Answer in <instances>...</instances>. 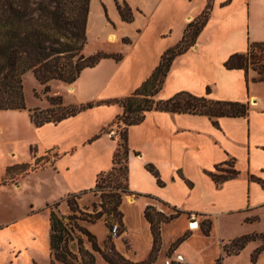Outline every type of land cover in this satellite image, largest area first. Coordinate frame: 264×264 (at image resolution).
<instances>
[{
  "label": "crops",
  "instance_id": "crops-1",
  "mask_svg": "<svg viewBox=\"0 0 264 264\" xmlns=\"http://www.w3.org/2000/svg\"><path fill=\"white\" fill-rule=\"evenodd\" d=\"M98 1L105 3L108 19L102 10L95 25V44L90 49L85 44L84 53L111 55L80 70L64 90L68 95L65 104L102 101L131 92L149 76L163 51L181 39L187 22L207 3L125 0L132 10V19L125 20L115 0ZM90 2L87 35L95 24L91 18L94 2ZM257 41H264V0H211L195 43L173 59L156 98L187 90L211 99L245 101L247 110L219 116L146 110L140 121L127 127V187L136 196L130 202L143 208L159 199L180 213H191L196 224L207 218L208 234L215 233L219 241L248 233L264 235V78L259 79L252 66L225 65L231 53L245 52ZM120 111L117 103L99 102L58 121L36 125L30 118L31 146L38 153L55 149L53 164L28 172L17 184L0 185V190L13 194L47 190L39 203L31 197L18 199V211L0 218V225L11 222L13 231L28 229L29 219L26 226L18 221L30 208L39 209L93 187L97 174L111 166L116 148L113 133L103 128ZM147 163L157 169L161 183ZM217 166L233 168L236 173L217 182L211 175L221 172ZM44 229L37 231L39 235L44 231L45 237Z\"/></svg>",
  "mask_w": 264,
  "mask_h": 264
},
{
  "label": "rangeland",
  "instance_id": "rangeland-1",
  "mask_svg": "<svg viewBox=\"0 0 264 264\" xmlns=\"http://www.w3.org/2000/svg\"><path fill=\"white\" fill-rule=\"evenodd\" d=\"M93 2L91 18L95 24L91 25L87 35V49L92 48L97 39L95 25L101 20V11L108 17L105 3ZM70 84L52 79L49 89L45 90L44 84L31 70L23 74L26 107L0 108V180L3 181L0 185L17 184L23 176L19 170L6 172L8 165L29 162L30 167L38 169L53 164L55 149L47 150L46 158L35 160L45 151L38 153L32 150L29 108L34 110L37 119L53 118L67 111L64 99L68 95L64 90ZM124 126L125 122L120 119L109 127L108 132L122 142ZM122 149L117 167L113 169L111 164L100 171L93 187L68 194L39 209L30 208L18 221L26 226L29 219L30 228L13 231L9 228L11 222L0 225V264H164L168 254L173 257L177 252L183 254L186 264H264V235H255L237 251L229 237L219 241L215 233L202 231V228L210 226L207 218L197 220L198 227L190 228L187 224L196 221L194 216L181 212L166 220L177 209L162 200L153 199L143 208H139L136 202H130V196H136L127 187ZM33 171L35 169L30 173ZM29 181L30 185L33 184V180ZM41 190L37 194L31 189L19 194L0 190V218L18 211V199L31 197L37 203L41 202L47 189ZM51 212L66 228L58 247L50 244ZM149 218L156 226V233L152 231ZM115 223L119 228L118 234L113 236L110 230ZM43 227L45 237L44 231L41 235L37 231ZM184 233L188 235L180 239Z\"/></svg>",
  "mask_w": 264,
  "mask_h": 264
},
{
  "label": "trees",
  "instance_id": "trees-1",
  "mask_svg": "<svg viewBox=\"0 0 264 264\" xmlns=\"http://www.w3.org/2000/svg\"><path fill=\"white\" fill-rule=\"evenodd\" d=\"M89 6L90 0H0V108L26 107L23 74L28 70H31L36 79L44 84V89L48 90L50 80L60 79L72 83L83 67L94 65L101 57L111 55L100 51L89 55L84 53ZM117 7L123 19H132L131 7L125 0L117 1ZM210 7L211 0H207L204 9L187 22L181 39L163 51L158 64L149 76L131 92L102 101L67 104V111L53 118L37 119L34 110L29 108L31 120L39 125L45 121H58L95 103L119 104L121 111L103 130L108 131L109 127L120 119L125 122L121 135L122 142L116 140L112 168L117 167L118 159L122 156V147L127 177L129 151L127 127L129 124L140 121L146 110L159 108L199 112L209 116L244 114L247 110L245 101L211 99L204 94L197 95L187 90H179L168 98H156L173 59L195 43L197 35L208 18ZM114 56L119 57L118 54ZM225 65L243 68L252 66L259 72V79L264 78V41L251 42L245 52L231 53ZM32 150L35 151L34 147ZM46 155L47 150L36 156L35 160L46 158ZM146 166L161 183L154 165L147 163ZM217 168L221 170L220 173L211 172L217 182L236 173L233 168H220V166ZM34 169L36 168L30 167L29 162H21L8 165L6 172L19 170L24 175ZM0 183L3 181L0 180ZM179 213L180 211L177 210L175 214L166 217V220L172 219ZM50 218V244L52 247H58L66 228L53 212ZM149 220L153 233H156L154 222L150 218ZM209 229L210 226L202 228V231L208 234ZM187 235L184 233L180 239H184ZM255 235L254 233L242 234L233 238L231 244L235 245L238 251ZM225 249L229 252L227 248Z\"/></svg>",
  "mask_w": 264,
  "mask_h": 264
},
{
  "label": "built area",
  "instance_id": "built-area-1",
  "mask_svg": "<svg viewBox=\"0 0 264 264\" xmlns=\"http://www.w3.org/2000/svg\"><path fill=\"white\" fill-rule=\"evenodd\" d=\"M118 228L119 226L117 223L112 225L110 232L113 236H116L118 234ZM183 263H187V262L184 261V256L180 252H177L173 257H171V254H168V257L164 259V264H183Z\"/></svg>",
  "mask_w": 264,
  "mask_h": 264
},
{
  "label": "bare ground",
  "instance_id": "bare-ground-1",
  "mask_svg": "<svg viewBox=\"0 0 264 264\" xmlns=\"http://www.w3.org/2000/svg\"><path fill=\"white\" fill-rule=\"evenodd\" d=\"M130 199H133V196H130ZM196 227H197L196 222H191L190 223V228H196Z\"/></svg>",
  "mask_w": 264,
  "mask_h": 264
}]
</instances>
